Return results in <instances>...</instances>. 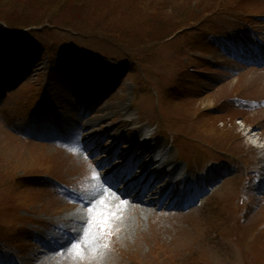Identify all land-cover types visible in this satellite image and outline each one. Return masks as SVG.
<instances>
[{
  "label": "rangeland",
  "instance_id": "rangeland-1",
  "mask_svg": "<svg viewBox=\"0 0 264 264\" xmlns=\"http://www.w3.org/2000/svg\"><path fill=\"white\" fill-rule=\"evenodd\" d=\"M19 26L43 31L47 46L11 35ZM239 31L264 41V0H0V79H13L0 101V264L24 257L7 248L53 246L77 228L68 208L85 211L83 241L22 264H264V69L233 63ZM83 68L112 80L98 106L120 107L108 126L150 124L190 175L219 176L205 203L179 214L74 204L95 182L93 157L36 137L39 115L30 131L7 116L42 99L80 123L70 101Z\"/></svg>",
  "mask_w": 264,
  "mask_h": 264
},
{
  "label": "bare ground",
  "instance_id": "bare-ground-1",
  "mask_svg": "<svg viewBox=\"0 0 264 264\" xmlns=\"http://www.w3.org/2000/svg\"><path fill=\"white\" fill-rule=\"evenodd\" d=\"M83 102L80 101L77 103V106L79 104H82ZM109 107L112 109H117L119 110L117 104H112L110 106H106L100 110H98L97 114L95 116H91L90 119L96 118L98 121V125L96 127L91 126L92 128L89 127V125H92L91 121L88 120L84 124V128H86V132L88 133L87 135V142L92 143L96 150H99L100 148H108L106 152L110 151L109 156L113 155V151L117 149V144L121 145L118 150V154H121L125 157H127V161H130L132 159L133 162L137 163V167L135 168V173L138 175V178L135 179L134 182H131L130 184H126L127 181H121L122 183H119L120 187L124 190V194L127 195L129 191H135L137 193V197L139 198L142 194L147 195L149 197H155L157 194L159 195L160 192H157L160 190V187L158 186V182L153 181V183H158L157 185L153 184L152 182H148L149 184L147 186L138 184V181L140 179H143L148 173L147 167L149 165L154 166V162L159 164V167L161 169H165V166H168L167 164L170 163H176L174 159V153L172 148L170 150H166V147L164 146V142L162 140L156 139L154 143H150V145H146L144 148L141 147V144H137L134 141V135L132 134L131 137H128L127 135L129 131L131 130V127L128 128L126 125L129 124H134L132 119L126 118L123 122L115 123L110 126H108L110 123L107 122L106 117L111 110H109ZM122 109V108H121ZM100 112L101 115H100ZM125 114V111L123 112V116ZM126 116H129L125 114ZM131 122V123H130ZM124 127V128H123ZM105 130V131H104ZM141 132H145V128L141 127ZM96 133L102 136H98ZM127 133V135H126ZM106 140V141H105ZM105 143V144H104ZM107 154V153H105ZM101 165V162L96 163V167ZM174 166V165H173ZM174 168V167H173ZM172 171L168 169L163 173L164 177V187L169 184L170 177H171ZM162 175V176H163ZM157 177L155 176V180ZM154 189H153V187ZM157 193V194H156ZM110 202V203H109ZM114 201H107L109 203V206H112V203ZM74 205L71 204V207ZM68 208V212H64L63 215L67 216L70 218V221L74 220L75 222L80 221L81 219V211L79 209H72ZM139 211L145 212V208L140 206ZM76 215L77 218L73 219L72 217Z\"/></svg>",
  "mask_w": 264,
  "mask_h": 264
},
{
  "label": "snow or ice",
  "instance_id": "snow-or-ice-1",
  "mask_svg": "<svg viewBox=\"0 0 264 264\" xmlns=\"http://www.w3.org/2000/svg\"><path fill=\"white\" fill-rule=\"evenodd\" d=\"M103 166V165H101ZM137 163L133 162L132 160H130L124 167H122L121 169H119L117 171V173L113 174L110 177V180L114 183V184H119L122 180L123 181H129L132 179V177L136 174L135 173V168L137 167ZM108 177H105V181H108ZM101 228L104 229L105 232H107V224H101L100 225Z\"/></svg>",
  "mask_w": 264,
  "mask_h": 264
},
{
  "label": "trees",
  "instance_id": "trees-1",
  "mask_svg": "<svg viewBox=\"0 0 264 264\" xmlns=\"http://www.w3.org/2000/svg\"><path fill=\"white\" fill-rule=\"evenodd\" d=\"M23 27L22 26H19L17 28V31L11 32V35L17 36V35H21L22 34V35H24V38L23 39L30 37L34 41H39L40 42V45H41V49L42 48H45V46H47V44L44 43V40H42L43 38L41 37V34L43 33V31L41 32L38 29L31 30V31L30 30L29 31H21V29H23ZM13 28H15V27H13ZM39 32H41V33H39Z\"/></svg>",
  "mask_w": 264,
  "mask_h": 264
}]
</instances>
